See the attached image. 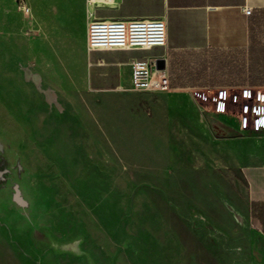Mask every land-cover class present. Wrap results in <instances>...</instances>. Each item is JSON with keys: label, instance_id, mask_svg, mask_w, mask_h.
Returning <instances> with one entry per match:
<instances>
[{"label": "rangeland", "instance_id": "1", "mask_svg": "<svg viewBox=\"0 0 264 264\" xmlns=\"http://www.w3.org/2000/svg\"><path fill=\"white\" fill-rule=\"evenodd\" d=\"M7 22L0 18V264H264L247 181L234 146L221 142L251 138L264 152L253 110L264 86L227 88L225 98L185 91L197 136L171 144L157 123L141 129L122 98L46 84Z\"/></svg>", "mask_w": 264, "mask_h": 264}, {"label": "crops", "instance_id": "2", "mask_svg": "<svg viewBox=\"0 0 264 264\" xmlns=\"http://www.w3.org/2000/svg\"><path fill=\"white\" fill-rule=\"evenodd\" d=\"M24 2L30 7L27 13L20 0H0V18L8 19L13 42H26L27 62L46 84L122 98L138 114L141 129L157 123L171 144L189 145L197 136L196 109L193 102L185 104L186 92L213 89L225 98L227 88L264 86L258 84L264 81V0H116L114 6L96 7L95 16L165 18L167 44L96 50L87 45V0ZM247 6L249 15L243 11ZM132 61L164 69L171 89H133ZM244 138L221 142L235 148V164L248 184V216L264 231L263 145Z\"/></svg>", "mask_w": 264, "mask_h": 264}, {"label": "built area", "instance_id": "3", "mask_svg": "<svg viewBox=\"0 0 264 264\" xmlns=\"http://www.w3.org/2000/svg\"><path fill=\"white\" fill-rule=\"evenodd\" d=\"M116 0H87L89 50L96 49H147L167 44V22L165 18H129L105 19L97 18L94 10L100 6H114ZM20 7L27 13L30 7L20 0ZM246 14L252 13L251 7H244ZM132 87L135 90H169V76L164 69L154 68L149 62L132 61ZM251 97L256 90L251 89ZM257 116V127L264 128V101L254 107ZM210 122H215L208 116ZM212 127V123H211ZM214 124L213 130H218Z\"/></svg>", "mask_w": 264, "mask_h": 264}, {"label": "water", "instance_id": "4", "mask_svg": "<svg viewBox=\"0 0 264 264\" xmlns=\"http://www.w3.org/2000/svg\"><path fill=\"white\" fill-rule=\"evenodd\" d=\"M24 70H25V75L27 76V78L32 80L36 84V87L38 88V90L45 94L46 100L48 101V103L49 104L55 103L58 107H60L56 93L51 88L42 87L40 75L36 72H33L30 67H26ZM211 123H212V127L214 128V123L213 122Z\"/></svg>", "mask_w": 264, "mask_h": 264}, {"label": "trees", "instance_id": "5", "mask_svg": "<svg viewBox=\"0 0 264 264\" xmlns=\"http://www.w3.org/2000/svg\"><path fill=\"white\" fill-rule=\"evenodd\" d=\"M260 72L263 74V76H264V67H261V70H260ZM258 84H264V81H261L260 83H258Z\"/></svg>", "mask_w": 264, "mask_h": 264}, {"label": "bare ground", "instance_id": "6", "mask_svg": "<svg viewBox=\"0 0 264 264\" xmlns=\"http://www.w3.org/2000/svg\"><path fill=\"white\" fill-rule=\"evenodd\" d=\"M245 217V216H244Z\"/></svg>", "mask_w": 264, "mask_h": 264}]
</instances>
